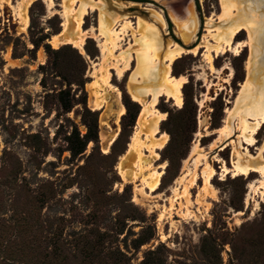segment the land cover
<instances>
[{
  "label": "rangeland",
  "instance_id": "1",
  "mask_svg": "<svg viewBox=\"0 0 264 264\" xmlns=\"http://www.w3.org/2000/svg\"><path fill=\"white\" fill-rule=\"evenodd\" d=\"M26 1L0 0V264H264L261 175L222 177L223 166L264 165V126L256 147L242 136L244 112L264 90V0H233L231 18L222 0H54L52 8L37 0L25 29ZM81 2L107 8L84 18L85 55L67 44L83 36L76 30ZM187 8L198 22L190 43L170 16ZM124 17L133 30L113 56L133 59L120 77L115 57L103 56L100 23L119 31ZM236 21L252 31L237 41L253 42L238 56L214 57L210 68L205 46ZM139 34L157 35L161 46L155 79L138 62L145 53ZM176 45L199 50L173 63L171 75L187 79L184 103L160 99L165 120L152 138L138 125L143 106L128 90L160 89L165 56ZM102 67L117 91L104 85ZM226 124L234 129L229 136L219 131ZM89 131L97 135L92 142ZM162 133L168 142L159 150ZM155 172H163L160 187L150 193L145 180Z\"/></svg>",
  "mask_w": 264,
  "mask_h": 264
},
{
  "label": "bare ground",
  "instance_id": "2",
  "mask_svg": "<svg viewBox=\"0 0 264 264\" xmlns=\"http://www.w3.org/2000/svg\"><path fill=\"white\" fill-rule=\"evenodd\" d=\"M36 1L37 0H27L25 5H24L25 8L21 12V17L23 18V21L25 24V29L28 27V23H29V21H28L29 18L26 14L27 10ZM45 1H47L46 3H48V5L51 8L54 6V0H45ZM76 1H78V0H72L73 4L76 3ZM159 1L162 2L163 4L165 3L162 0H159ZM78 2H80V0ZM222 2H223L224 9L226 11L225 14L227 15V17L231 18L232 16H235L234 12H235L236 8H235V4L233 3V0H222ZM131 4L138 5L135 2H131ZM95 7L101 8L104 10L107 9L104 7V5L99 4L98 2H92L89 4L81 2L80 10H78L76 30L80 33H83V36L80 34L81 37L78 40L67 39V44L71 45V46H73V48L79 50L82 55L86 54V52H85V41H86L85 35L88 33L87 31L83 30V21H84V18L89 13L95 11ZM180 13H178V14H180ZM191 14L192 13L189 10V8L186 9L184 15L181 17L175 16L173 13L170 14L173 22L177 26L181 25L183 27L184 33L182 34L181 38L184 40L185 43H190L192 41V38H194V35L196 34V32L198 30V22L196 19H194V20L190 19ZM65 18H66V21L63 24L64 31L61 33V35H60L61 37L68 29V16L66 13H65ZM111 18H113V17H111ZM220 18L224 19V16H221ZM241 18H240V21H241ZM157 19H159V18H157ZM232 20H235V19H232ZM208 21L209 22L213 21V18L211 17ZM113 23L116 24V23H119V21L113 20ZM101 25H102V27H101ZM132 25H133L132 22L128 21V19L126 17H124V24L121 26V30H119V31H117V30L110 31V30L104 28V24L102 22L100 23V33L102 36L101 37L102 42L100 45L102 47V53H103V56L105 57V61H108V59H112L115 57V56H113L114 51L118 50V48L120 46L119 43L121 40L124 39L125 36H127V32H129L131 29L133 30ZM182 27H181V29H182ZM216 31L217 32L213 35V38L215 39V44H208L207 46H205L206 50L203 53V56L205 57L207 63L210 65V68H214V66H213L214 57L224 55L228 52H233L236 56H238V55H240L242 48L247 47L246 43L253 42L252 39L250 41H244V42L237 41V38L243 32H247L250 37L252 36L251 26L241 24V22L238 23V21L231 24L225 30L217 29ZM133 34H135V33H133ZM60 36L53 37L52 41H53L55 48H58L57 39ZM139 36H140L141 43H143V46L145 48V53L139 55L138 62H140V65L143 67V72H145V73L147 72L146 73L147 77L150 79H153V78L155 79L158 75L157 73L159 72L158 71V63H157L158 62L157 51H158V49L159 50L161 49L159 41H157V39H156L157 35H155L156 37L154 39H151L147 36H143L140 34H139ZM206 42H208V41H206ZM198 50H199L198 46L192 50H185L182 47L176 45V47L171 49L170 51H168L167 54L165 53L166 54L165 61L167 62L166 67H168V71H167L165 77L163 78V81H162L163 85L160 89H158L156 91L154 90L153 92H152V90L146 91V90L141 89V88H131L130 90H128V91H130V95L133 98V100L139 104H142L141 106H143V110H142L141 116L139 118L138 125L139 126L143 125L144 128L150 133L152 138L158 134L159 125L161 122H163L165 120V115L159 113V111L156 108L160 103V99L165 97L170 101L172 100V101H174L175 106H177L178 108H182L183 103H184L183 96H182V88L187 83V79L184 76H182L178 79V78L171 75V67H172L173 63L175 61H177L185 53H191V54L196 55L198 53ZM120 59H118L116 57L114 58V60L116 61L118 74L120 75V77H122L124 75L125 71H128L130 69V65L132 63L133 58H132L131 54H127L126 52H123V53H121ZM121 62H124L123 67H119V64ZM103 69L106 72L104 77L102 75V77L104 79V81H103L104 85L111 90L113 89L114 91H117L116 87L113 86L111 84V82L109 81L110 80V76H109L110 74H109L108 70L106 69V67H102L101 70H103ZM95 85H97L96 82H95ZM148 95H150L151 98L147 102L146 97ZM246 109L247 110H245V112H244V113H246L244 115L245 118L242 121V123H243V125H242V136L244 137L243 143L247 144L248 147H256L257 140H256L255 136L258 134V132L264 126V90H263V93L261 94V99L258 102H256L255 105H253L251 107V109H248V108H246ZM151 111L152 112L155 111L156 117L152 118V120H149L148 115L150 114ZM157 113H158V115H157ZM123 114H124V112L122 113V115ZM230 114L229 115L232 116L233 113L230 112ZM152 116H154V115H152ZM244 125L248 127V130H247V127H244ZM233 130L234 129L229 124L228 125L226 124L219 131H221L223 133H225L227 131L226 136H229V135L234 133ZM137 138H138V136H135L133 138V140L135 142H137ZM160 140H161V142L157 145V148L159 150L163 149L165 147L166 143L168 142V135L165 133L160 134ZM234 143H235L234 141L229 143V144H228V142L224 143L219 148V151L226 149L228 146H230ZM239 145H242L241 141H239ZM258 151H259V154L261 155L264 152V146H262L261 148H258ZM156 155L159 157V155L157 153H156ZM205 157L207 158V156H205ZM165 167H166L165 165L162 166V168H164V169H165ZM252 173H259L261 175L262 180H260V183H261L260 188L263 189L262 195L264 196V165H263V167H261L259 169H254V168H251L250 166L243 165V164H235V165H233V168H231V169L226 167V166H223L222 177L225 178L226 176H228L230 174H233V178H237L240 176L248 177ZM162 174H163V172H155V174L151 177L150 180H145V185H146L145 187H147L150 190V193H155L158 190V188L160 187V181H161ZM213 176H214V174H213V170H212L210 175H208L205 179V184L209 187L212 186L211 185V179L213 178ZM252 188H254L253 184L251 185V189Z\"/></svg>",
  "mask_w": 264,
  "mask_h": 264
},
{
  "label": "trees",
  "instance_id": "3",
  "mask_svg": "<svg viewBox=\"0 0 264 264\" xmlns=\"http://www.w3.org/2000/svg\"><path fill=\"white\" fill-rule=\"evenodd\" d=\"M126 1H136V2H138V1H140V0H126ZM71 46V45H70ZM126 93V92H125ZM130 95V94H129ZM129 95H128V93H126V96H127V98H130L129 97ZM132 98V97H131ZM133 100V99H132ZM129 101H130V99H129ZM131 102V101H130ZM135 102V101H134ZM137 103V102H136ZM138 104V103H137ZM127 106V105H126ZM90 112V111H89ZM96 134H95V136H93L92 135V133H91V131H89V133H88V135H87V137H86V141H88V142H92V141H94V138L96 139ZM82 145H81V148H82V150H84L85 149V147H86V142H84V143H81ZM82 150H81V152H82ZM81 152H77L78 154H80Z\"/></svg>",
  "mask_w": 264,
  "mask_h": 264
},
{
  "label": "crops",
  "instance_id": "4",
  "mask_svg": "<svg viewBox=\"0 0 264 264\" xmlns=\"http://www.w3.org/2000/svg\"><path fill=\"white\" fill-rule=\"evenodd\" d=\"M251 168H252V166H251Z\"/></svg>",
  "mask_w": 264,
  "mask_h": 264
}]
</instances>
